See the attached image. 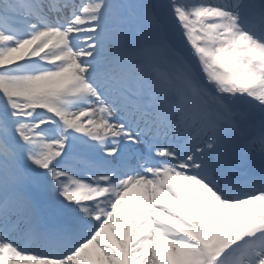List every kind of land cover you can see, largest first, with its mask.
Returning a JSON list of instances; mask_svg holds the SVG:
<instances>
[{
    "label": "snow or ice",
    "instance_id": "obj_1",
    "mask_svg": "<svg viewBox=\"0 0 264 264\" xmlns=\"http://www.w3.org/2000/svg\"><path fill=\"white\" fill-rule=\"evenodd\" d=\"M0 264H264V0H0Z\"/></svg>",
    "mask_w": 264,
    "mask_h": 264
}]
</instances>
